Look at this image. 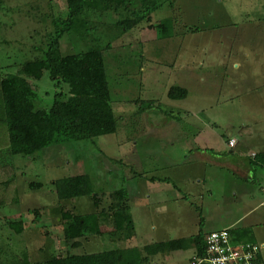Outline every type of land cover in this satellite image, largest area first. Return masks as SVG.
Segmentation results:
<instances>
[{
    "label": "rangeland",
    "instance_id": "374dc122",
    "mask_svg": "<svg viewBox=\"0 0 264 264\" xmlns=\"http://www.w3.org/2000/svg\"><path fill=\"white\" fill-rule=\"evenodd\" d=\"M65 14V0H0V76L38 58L34 47H45L52 18ZM119 17L91 14L87 38L70 32L59 41L62 54L101 50L114 133L60 142L29 157L11 154L0 96V231L6 232L0 264H9L24 249L29 262L50 258L63 241L60 208L78 214L106 208L120 188L129 195L136 231L125 244L141 246L160 240V232L165 240H187L199 229H222L236 211L240 198L234 193L258 191V183H264L236 178L230 165L236 147L228 145L230 138L241 141L264 128V0H172L126 31L115 23ZM30 81L39 95L37 106L48 107L58 86L46 70ZM171 86L185 88L186 97L169 98ZM245 146L250 153L253 145ZM207 147L226 164L204 166L193 156L195 149ZM75 174L89 175L97 208L90 196L58 201L53 181ZM31 181L41 186L32 188ZM31 208L42 211L43 227L30 224L15 234L4 221ZM110 224L109 216L100 225L106 230ZM117 246L104 235L90 236L75 252ZM169 256L162 264H190L193 247Z\"/></svg>",
    "mask_w": 264,
    "mask_h": 264
},
{
    "label": "trees",
    "instance_id": "16d2710c",
    "mask_svg": "<svg viewBox=\"0 0 264 264\" xmlns=\"http://www.w3.org/2000/svg\"><path fill=\"white\" fill-rule=\"evenodd\" d=\"M66 14L52 18V30L45 34V47L35 46L41 53L38 58L24 61L17 73L0 76V96L8 131V150L11 154L33 156L41 149L66 141H93L95 137L114 133L116 120L110 104V86L106 75L103 55L97 47L85 51L62 54L60 39L71 33L87 38L92 24L88 16L97 12L119 13L117 26L126 31L150 19V14L163 3L172 0H65ZM60 89L48 107L37 106L39 95L32 80L39 79L44 71ZM187 90L171 86L169 98H183ZM254 163L264 166V151L255 155ZM29 185L41 186L31 181ZM58 199L90 196L94 206L99 205L97 193L87 174H75L53 181ZM129 195L124 188L114 190L108 206L78 214L60 208L59 224L66 249H60L43 262L28 264H148L150 257L177 249L193 247V256L204 254L205 232L191 235L189 239L176 238L152 242L141 247L112 248L101 251L77 253L75 249L90 236L113 235L125 232L128 238L135 234L130 212ZM33 221L40 219V209L31 208ZM110 216L112 229L103 230L101 216ZM16 232L22 229V219L8 222ZM231 235L235 241H240ZM248 241V240H243ZM74 250V251H72ZM192 256V257H193ZM192 259V258H191Z\"/></svg>",
    "mask_w": 264,
    "mask_h": 264
},
{
    "label": "crops",
    "instance_id": "0c3cea01",
    "mask_svg": "<svg viewBox=\"0 0 264 264\" xmlns=\"http://www.w3.org/2000/svg\"><path fill=\"white\" fill-rule=\"evenodd\" d=\"M234 65H236V64H234ZM175 123H177V122H175ZM170 125H173V123H171ZM258 131L259 130L256 131V129H255L254 132H252V133L249 132V133L241 136L242 140L245 141V144L249 143V145H253L250 153H247V150L245 149V147H246L245 144L242 143V140L240 141L238 138H236V144L234 146H230L231 149L236 147V159L232 163H230L231 167L234 170H236V178L241 179L244 182H247L250 184L258 183V181L264 182V174H263L264 166H262L259 162L254 163L255 155L264 151V128H262L260 130L263 132L262 136L260 135V131L259 132ZM240 143H242V145L239 146ZM209 153H212L213 156ZM231 153H233V152H231ZM214 154L216 155L215 151L212 148H208V147L205 148L204 150L201 148L195 149V151L193 152V156L198 157L199 161L204 166L207 165L208 163H211L214 165L226 164V163H219L218 159L221 157V155L217 154L216 156H214ZM262 188H264V183L259 182L258 183V191H256L253 187H249V190L246 193L240 194L239 192L236 191V193H234V195L236 197H239L240 199L236 203V209H235L236 211L234 213V216L230 220L222 222L220 224V226L222 228H229V227L233 226L234 230H230V231H232V233H233L234 237H236V239H239L240 241L248 240V241H252V242L259 244L261 246L259 257H260L262 263L264 264V191L262 190ZM182 198H185V197L182 196ZM130 212L132 215L131 209H130ZM22 215L23 216L26 215L25 219H24V217H22ZM22 215L14 214L13 216H11V218L4 221V222H6V225H8V227H9V224H8L9 221L17 220L19 218L22 219V229L20 232H15V234H21L22 232L25 231L26 225H30V224L31 225L32 224L33 225L34 224L40 225L39 226L40 228L43 227L42 226L43 215H42L41 210H40V219L37 222L33 221V217H31V214L29 213V209H27L26 213L22 214ZM105 218H109V216H107V215L101 216L100 221L105 220ZM0 219L2 220V217H0ZM58 219H59V217H57V220ZM132 219L134 222L133 216H132ZM203 219H205V216L203 217ZM210 219L211 218H209V221H211ZM100 224H101V222H100ZM134 226H135V223H134ZM208 226L212 228L214 225L211 223ZM37 228H38V226H37ZM111 229H112V225L108 229H106V231L107 230L109 231ZM152 229L155 230V227H153ZM193 234H194V232L191 235H193ZM4 235H6V232L1 230L0 231V253L4 252V249L2 247L4 244L1 243V239L4 237ZM157 235H160L159 237H161V238H159L160 240H156L155 242L166 241L165 240L166 238H164L165 237L164 233L160 232ZM104 236H105V240H109L110 242H113V243H118V246L113 247V248L124 249L126 247H131V246H127L125 244V240L130 239L127 237L125 232H121V233L118 232V233L113 234V235L104 234ZM134 236H136V231L132 237H134ZM95 237H98V236H95ZM88 239H86V240H88ZM150 243H152V242H150ZM146 244H149V242L145 243L143 245H146ZM143 245H141V246H143ZM141 246H138V247H141ZM63 247H64V242L62 241L60 246H58V248H57V252ZM109 249H112V248H109ZM91 252H93V251H91ZM171 252L159 253V254L151 256L148 264L165 263L167 260L170 259L169 255ZM193 255H194V252H193ZM28 263H29L28 251L24 249L22 252H19V254L14 253L13 260L9 264H28Z\"/></svg>",
    "mask_w": 264,
    "mask_h": 264
},
{
    "label": "built area",
    "instance_id": "2783aa9c",
    "mask_svg": "<svg viewBox=\"0 0 264 264\" xmlns=\"http://www.w3.org/2000/svg\"><path fill=\"white\" fill-rule=\"evenodd\" d=\"M235 143L234 138L228 140L229 146ZM203 240L204 254L193 256L190 264H263L259 257L261 246L252 241H235L229 228L212 230Z\"/></svg>",
    "mask_w": 264,
    "mask_h": 264
}]
</instances>
